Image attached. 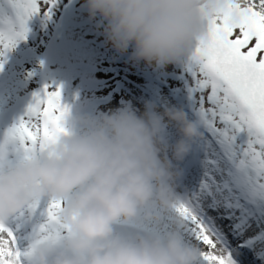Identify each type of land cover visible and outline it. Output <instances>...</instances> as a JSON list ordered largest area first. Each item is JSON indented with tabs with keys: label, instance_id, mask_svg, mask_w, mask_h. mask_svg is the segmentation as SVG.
Here are the masks:
<instances>
[{
	"label": "clouds",
	"instance_id": "9594fccd",
	"mask_svg": "<svg viewBox=\"0 0 264 264\" xmlns=\"http://www.w3.org/2000/svg\"><path fill=\"white\" fill-rule=\"evenodd\" d=\"M223 0H84L105 42L133 63L165 68L187 60ZM129 49H131L129 53ZM78 130L47 151L0 172V219L34 200L66 201L60 214L68 238L39 246L36 264H198L202 249L185 243L180 218L164 234L122 236L114 225L161 222L151 209L174 210L182 194L180 163L203 132L175 105L141 112L131 102L84 116ZM177 138L170 141L166 128ZM141 210H145L141 215Z\"/></svg>",
	"mask_w": 264,
	"mask_h": 264
},
{
	"label": "snow or ice",
	"instance_id": "6c2138e0",
	"mask_svg": "<svg viewBox=\"0 0 264 264\" xmlns=\"http://www.w3.org/2000/svg\"><path fill=\"white\" fill-rule=\"evenodd\" d=\"M57 3L0 0V70L26 39L30 19L39 13L50 19ZM186 72L203 139L174 210L202 249L198 264H264V0H223ZM68 115L62 85L33 93L23 115L0 134V172L68 135ZM65 203L34 200L0 219V264H36L39 246L58 247L68 238L60 216Z\"/></svg>",
	"mask_w": 264,
	"mask_h": 264
},
{
	"label": "rangeland",
	"instance_id": "374dc122",
	"mask_svg": "<svg viewBox=\"0 0 264 264\" xmlns=\"http://www.w3.org/2000/svg\"><path fill=\"white\" fill-rule=\"evenodd\" d=\"M83 2L58 0L50 19L43 13L30 19L27 39L20 41L16 50L7 53L0 70V76L12 87L8 86L7 92L13 103L24 112L33 93L45 84L62 85V102L69 106L66 127L76 131L81 117L120 107L123 97L118 93L122 90L146 94L154 83H158V86L162 84L160 92L165 101L183 108L190 118L193 114L189 110L187 60L165 68L133 63L129 54H117L105 42L103 29L97 22L99 18L90 19ZM123 93L127 96L128 92ZM151 94L152 91H148L147 98ZM125 99L138 104L133 97ZM22 115L13 117L7 127ZM146 224L149 229L158 227L153 221ZM114 230L122 236L138 231L120 223L114 225Z\"/></svg>",
	"mask_w": 264,
	"mask_h": 264
},
{
	"label": "bare ground",
	"instance_id": "6f19581e",
	"mask_svg": "<svg viewBox=\"0 0 264 264\" xmlns=\"http://www.w3.org/2000/svg\"><path fill=\"white\" fill-rule=\"evenodd\" d=\"M30 25H28L29 27ZM29 32L27 33L26 39L28 37ZM24 39V40H26ZM17 47H19V45H17L15 47V50L17 49ZM154 80L157 79V77H153ZM8 86L10 88L11 85H7L6 80L4 79V77L0 76V125L4 122H9L11 119L5 118V117H9L11 118L15 109L17 107L16 104L13 103V98L9 96L8 94ZM158 83H154V86H152L151 90H148L149 92L153 91V93L150 95V99L147 98L148 95V91L146 94H138L136 92H134L133 90H122L121 92L118 93V96L121 94V96L123 97V103L125 102H131L137 109H139L141 112L144 110V105L146 102L151 103L152 105H154L156 107L157 110H163V107L165 106H170L164 98V95L162 92H160L161 88H162V84ZM123 91H127V96L123 95L125 93H123ZM126 98H130L133 97L137 100L138 104L135 103V101H128L125 99ZM187 105H188V101L185 98ZM181 102V101H179ZM189 110L192 112V109L189 108ZM19 113V109L17 110V115ZM193 118L194 120H196L194 113L192 112ZM5 116V117H4ZM8 126V125H7ZM166 134L169 138L170 141H173L177 138V134H176V130L173 127H168L166 128ZM196 159H197V142L193 145L192 151L191 153L184 159L183 162L180 163L179 167L183 170V175L181 177V180L179 181V187L178 189L181 190V188H184L185 186H187L188 184V178H189V174L190 171L193 167V165L196 163ZM179 192V191H178ZM180 193V192H179ZM182 194V193H180ZM47 199H43V201H46ZM145 210H141V215H143V212ZM151 211H153L156 214H159L161 216V222L160 223H156L155 224L158 225V227H153L154 229H149L148 224H146L147 221L142 222L140 224H136V223H130L127 224L125 226H128L130 228H134L136 230H138L139 232L142 233H148V234H164L168 231L173 230L176 226H177V221L178 219H180V217L178 216V214L175 212V210H168V211H164L162 209H160L159 207L153 208L151 209ZM152 221H148V223H151ZM167 222V224H165ZM182 234L184 236V240L185 243L192 245L194 244V242H192L189 238V235L187 234V232L185 231V228L181 229ZM136 233V232H135ZM252 233L249 232L248 235H251Z\"/></svg>",
	"mask_w": 264,
	"mask_h": 264
}]
</instances>
